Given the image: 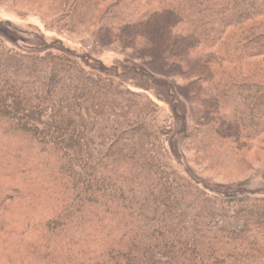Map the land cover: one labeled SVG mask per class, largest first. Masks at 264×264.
I'll return each instance as SVG.
<instances>
[{
    "label": "trees",
    "instance_id": "1",
    "mask_svg": "<svg viewBox=\"0 0 264 264\" xmlns=\"http://www.w3.org/2000/svg\"><path fill=\"white\" fill-rule=\"evenodd\" d=\"M52 1L76 27L101 11L97 25L108 34L174 14V37L195 41L178 63L208 73L200 92L219 107L184 139L223 160L237 158L242 129L250 142L264 130L254 117L264 111V76L222 69L264 59V0ZM159 110L72 55L24 52L0 38L6 264H264V192L215 191L174 167ZM225 124L237 133H220Z\"/></svg>",
    "mask_w": 264,
    "mask_h": 264
},
{
    "label": "rangeland",
    "instance_id": "2",
    "mask_svg": "<svg viewBox=\"0 0 264 264\" xmlns=\"http://www.w3.org/2000/svg\"><path fill=\"white\" fill-rule=\"evenodd\" d=\"M39 2L0 1V38L9 47L24 52L52 50L72 55L86 70L113 77L124 87L158 105V121L165 132L164 146L174 167L215 191L239 188L264 192V130L250 142V137L246 139L243 136L245 129H242L237 158L234 153L232 158L223 160L184 139L188 128L198 130L210 124V112H216L219 107L204 100L200 92L208 73L205 74L200 66H181L178 63L187 47L195 43L194 40L174 37L178 30V17L172 13L153 14L122 35L117 30L108 34L97 25L101 11L90 22L76 27L71 22H62L63 7L57 8V3L54 6L52 0ZM71 2L69 0L67 4ZM108 4L110 1L102 8ZM187 20L196 26L211 22H193L189 17ZM136 36L146 41H137ZM222 67L242 78L253 76L258 80L264 76L263 58H255L238 70L233 65L222 64ZM256 106L260 108L261 103L256 102ZM258 111L254 113L255 120L264 122L260 116L264 111ZM236 128L225 124L219 132L235 135ZM6 263L0 254V264Z\"/></svg>",
    "mask_w": 264,
    "mask_h": 264
}]
</instances>
